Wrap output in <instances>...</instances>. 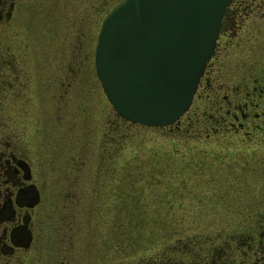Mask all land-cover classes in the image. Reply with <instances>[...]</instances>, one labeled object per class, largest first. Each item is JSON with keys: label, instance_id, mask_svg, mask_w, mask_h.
I'll return each mask as SVG.
<instances>
[{"label": "rangeland", "instance_id": "374dc122", "mask_svg": "<svg viewBox=\"0 0 264 264\" xmlns=\"http://www.w3.org/2000/svg\"><path fill=\"white\" fill-rule=\"evenodd\" d=\"M117 1L23 0L19 20L0 36V56H17L28 73L26 63L35 57L58 58L61 81L70 79L74 87L68 106L59 111L60 167L91 169L93 193L97 170L102 178L99 168L111 166L102 159L104 148L108 156L118 157V162L111 159V182L99 184L98 216L94 200L92 219H74L69 234L59 226L57 240L45 245L41 264H54L57 255V264L131 263L160 249L177 256L191 240L201 238L213 247L225 244L224 264L256 262L244 256L249 229L255 224L246 218L261 210L255 204H264V147L237 150L233 145L226 148L225 140L220 148L217 139L210 138L220 137V132L186 118L193 111L211 112L210 99L192 101L177 119L181 129L175 122L152 127L118 118L92 64L100 19ZM239 49H229L219 62L229 87L246 81L235 73L236 67H249L252 77L264 73V59L244 63L250 49ZM185 120L189 123L183 129ZM256 131L262 137L263 132ZM205 135L210 136L208 142Z\"/></svg>", "mask_w": 264, "mask_h": 264}, {"label": "flooded vegetation", "instance_id": "af4514ba", "mask_svg": "<svg viewBox=\"0 0 264 264\" xmlns=\"http://www.w3.org/2000/svg\"><path fill=\"white\" fill-rule=\"evenodd\" d=\"M22 2L0 0V36L19 20ZM243 46L250 49H246L249 55L245 54L244 63L264 59V0H229L225 5L213 51L189 104L194 99H210L211 112L185 114L196 125L220 132V137L204 136L207 142L217 139L214 142L220 148L225 140L226 148L233 145L237 150L264 147V73L252 77L249 67H236L235 73L246 81L229 87L227 73L219 68L229 49L242 50ZM27 64L30 73L17 56H0V264H41L45 245L57 240L59 226L69 234L74 219H92L94 200L97 217L99 184L111 182V159H118L104 153V148L102 159L111 166L99 168L102 178L97 177V170L93 193L91 169L72 164L60 167L59 111L68 106L74 87L70 79L61 81L58 58L35 57ZM175 123L181 129V122ZM188 123L185 120L182 128ZM256 130L263 132L262 137ZM255 205L261 210L246 218L255 224L249 229L244 256L255 258L252 264H264V204ZM76 226L82 227L80 222ZM54 262L59 263L58 255Z\"/></svg>", "mask_w": 264, "mask_h": 264}, {"label": "water", "instance_id": "95a60500", "mask_svg": "<svg viewBox=\"0 0 264 264\" xmlns=\"http://www.w3.org/2000/svg\"><path fill=\"white\" fill-rule=\"evenodd\" d=\"M229 0H119L102 16L93 67L121 118L171 124L188 107Z\"/></svg>", "mask_w": 264, "mask_h": 264}, {"label": "trees", "instance_id": "16d2710c", "mask_svg": "<svg viewBox=\"0 0 264 264\" xmlns=\"http://www.w3.org/2000/svg\"><path fill=\"white\" fill-rule=\"evenodd\" d=\"M192 238L189 237L188 241ZM202 240L192 241L187 247L179 251L177 256L174 252H167L166 249H160L153 256L146 260H137L133 262H124L123 264H224L226 253L225 244L218 247L211 246V242L203 244ZM228 245V243H226ZM181 255L185 256V259ZM227 263V262H226ZM225 263V264H226Z\"/></svg>", "mask_w": 264, "mask_h": 264}]
</instances>
